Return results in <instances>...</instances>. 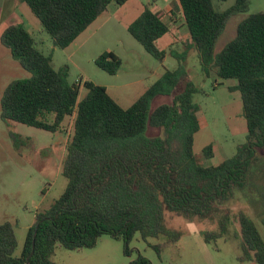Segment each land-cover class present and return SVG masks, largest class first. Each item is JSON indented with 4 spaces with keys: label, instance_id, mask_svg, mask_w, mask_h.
I'll return each mask as SVG.
<instances>
[{
    "label": "trees",
    "instance_id": "1",
    "mask_svg": "<svg viewBox=\"0 0 264 264\" xmlns=\"http://www.w3.org/2000/svg\"><path fill=\"white\" fill-rule=\"evenodd\" d=\"M21 1L41 21L54 46L65 49L110 4L123 6L129 0ZM177 1L189 32L187 51L174 55L178 68L166 71L127 109L107 88L93 82L85 83L87 94L80 100V83H70L68 67H53V55L39 49L25 24H12L3 31L1 44L30 77L15 80L5 89L2 120L59 133L67 129L68 119L73 120V133L63 165L68 180L65 192L48 210L37 214L21 255H16L15 225L0 223V264H56L52 257L58 246L70 251L90 249L104 235L122 239L129 256L138 233L144 240L163 236L165 243L154 246L160 254L182 236L168 224V212L198 225L217 220L218 231H201L206 243L221 238L236 241L240 262L264 264V240L254 220L243 211L232 214L222 207L237 187L246 185L250 165L258 150L264 149V13L243 20L236 38L216 54L230 19L249 12L252 0H238L223 12L216 9L215 1L227 0ZM128 31L150 55L165 60L167 53L159 49L158 41L172 33V28L163 13L146 7ZM191 50L199 53L204 77L235 80L237 85L229 89L242 97L247 141L238 146L233 158L217 166L201 165L194 153L200 131V106L194 97L202 88L188 82L178 91L187 77ZM96 64L116 75L122 61L114 52H105ZM160 96H172L173 101L153 109V101ZM150 129H159V135L150 136ZM11 138L16 148L23 144L17 134L11 133ZM205 156L214 157L212 145ZM130 264L152 262L139 254Z\"/></svg>",
    "mask_w": 264,
    "mask_h": 264
},
{
    "label": "rangeland",
    "instance_id": "2",
    "mask_svg": "<svg viewBox=\"0 0 264 264\" xmlns=\"http://www.w3.org/2000/svg\"><path fill=\"white\" fill-rule=\"evenodd\" d=\"M237 1H215V7L223 12ZM146 7L163 13L164 20L172 28V33L158 41L159 49L167 53L164 61L150 55L128 31ZM257 13H264V0H252L249 12L230 19L215 53H221L236 38L243 20ZM16 23L25 24L36 37L39 49L46 55H53L56 70L69 68L70 83L81 85L80 100L87 94L85 83L93 82L107 88L109 95L124 109L131 107L166 71L176 70L179 63L174 55L185 53L189 44L188 28L177 0H129L123 6L112 3L65 49L54 46L53 39L26 3L0 0V37L8 26ZM105 52H114L121 59L118 74L111 75L97 66L96 60ZM198 55L197 50L189 52L187 77L183 78L178 91L181 92L188 82H194L203 90L194 97L200 106V131L195 136L194 153L201 165L211 167L236 155L238 146L247 141L248 126L242 116L240 92L229 89L236 81L218 79L215 75L204 77ZM29 77L30 73L0 42V223L15 225L19 243L16 255L24 250L37 214L48 210L66 190L68 180L63 175V165L73 133V120L68 119L67 129L59 133L2 120L1 98L5 89L13 81ZM172 101V96H160L153 101V109ZM11 133L23 140L19 148L15 147ZM159 133V129L149 130L152 137ZM210 145L214 157L207 159L205 150ZM222 207L232 214L243 211L249 215L264 240V149L258 150L256 160L250 165L246 185L237 187L230 202ZM167 222L182 236L176 245L160 254L154 246L165 243V237L144 240L138 233L130 244V256L125 254L122 239L104 235L96 247L90 249L70 251L58 246L52 260L56 264H130L141 254L152 264H256L238 260L240 250L236 241L224 238L209 244L204 241L201 231H218L217 220L198 225L168 212ZM233 229L238 230V225L233 224Z\"/></svg>",
    "mask_w": 264,
    "mask_h": 264
},
{
    "label": "crops",
    "instance_id": "3",
    "mask_svg": "<svg viewBox=\"0 0 264 264\" xmlns=\"http://www.w3.org/2000/svg\"><path fill=\"white\" fill-rule=\"evenodd\" d=\"M237 85V82H235L232 86L230 87H233V86H236ZM168 104H171V103H168ZM156 109V108H155Z\"/></svg>",
    "mask_w": 264,
    "mask_h": 264
},
{
    "label": "water",
    "instance_id": "4",
    "mask_svg": "<svg viewBox=\"0 0 264 264\" xmlns=\"http://www.w3.org/2000/svg\"><path fill=\"white\" fill-rule=\"evenodd\" d=\"M35 247V241H34V245H33V248Z\"/></svg>",
    "mask_w": 264,
    "mask_h": 264
}]
</instances>
